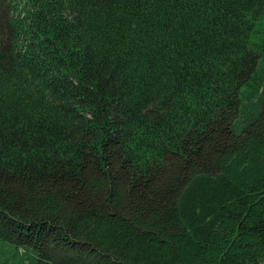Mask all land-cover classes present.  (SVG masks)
I'll list each match as a JSON object with an SVG mask.
<instances>
[{"label": "trees", "instance_id": "trees-1", "mask_svg": "<svg viewBox=\"0 0 264 264\" xmlns=\"http://www.w3.org/2000/svg\"><path fill=\"white\" fill-rule=\"evenodd\" d=\"M0 264H264V0H0Z\"/></svg>", "mask_w": 264, "mask_h": 264}, {"label": "rangeland", "instance_id": "rangeland-1", "mask_svg": "<svg viewBox=\"0 0 264 264\" xmlns=\"http://www.w3.org/2000/svg\"><path fill=\"white\" fill-rule=\"evenodd\" d=\"M3 248L0 247V253L2 252Z\"/></svg>", "mask_w": 264, "mask_h": 264}]
</instances>
